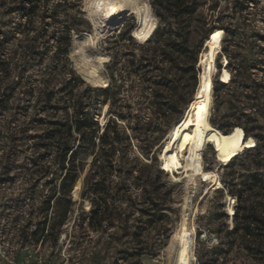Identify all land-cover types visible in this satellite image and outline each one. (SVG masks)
Wrapping results in <instances>:
<instances>
[{
	"label": "rangeland",
	"instance_id": "obj_1",
	"mask_svg": "<svg viewBox=\"0 0 264 264\" xmlns=\"http://www.w3.org/2000/svg\"><path fill=\"white\" fill-rule=\"evenodd\" d=\"M17 1L0 0V32L18 23L77 24L74 32L82 38L71 33L68 59L83 83L71 81L78 85L71 104L89 101L87 86H109V99H100L95 117L99 135L109 120L116 121L122 147L105 169L92 164L91 152L79 154L75 185L70 193L62 191L54 152L41 147L39 138L55 119L44 101L40 68L0 74V264H174L176 236L193 210L182 264H264V251H248L239 235L229 234L236 207L243 212L264 202V95L250 83L242 88L239 79L224 81L227 68L242 70L247 81L264 79V0L243 12L241 0H197L189 16H173L157 0H143L146 10L107 29L100 26L95 0H49L33 18L22 20L11 12ZM149 3L154 20L144 16ZM98 33L101 67L74 52ZM211 33H217L215 41ZM16 44L10 42L8 50ZM204 62L214 73L202 91ZM65 78L57 76L51 85L58 88ZM212 83L221 87L218 94ZM195 100H202V108L186 118ZM203 108L211 128L234 126L226 133L235 147L211 144L206 132L198 164L173 162V149L189 152ZM214 174L222 187L209 185ZM213 237L218 242L211 244Z\"/></svg>",
	"mask_w": 264,
	"mask_h": 264
},
{
	"label": "trees",
	"instance_id": "obj_2",
	"mask_svg": "<svg viewBox=\"0 0 264 264\" xmlns=\"http://www.w3.org/2000/svg\"><path fill=\"white\" fill-rule=\"evenodd\" d=\"M157 1L164 12L171 13L173 16H189L194 14L197 9V0ZM48 2L49 0H18L11 12H15L20 20L31 19L36 15L37 10L43 7L44 3L47 5ZM241 2L242 4H240L239 10L243 12L248 9L249 4H257L258 0H241ZM57 7H59L58 2L49 13L48 17L51 20H55L57 17L55 14ZM144 16L154 20L150 3L148 13ZM76 27L77 24L74 20H66L62 23L54 22L53 26L47 22L38 28L30 26L28 23H18L8 32H0L1 75L10 74L15 69H18L19 74H23L29 69H34L35 67L40 68L38 71L43 76L42 81L46 84L44 101L48 109L53 110L55 115V119L48 123L46 131L39 136L42 141L41 147L49 152H54L53 161L59 166V170L62 172L60 189L68 193L71 192L77 180L76 161L79 154L91 152L93 157L92 164L98 169H105L112 165L113 155L121 152L122 147L119 143L118 137L120 131L116 121L109 120L99 135L100 128L98 126V120L95 117V114L99 111L100 99H109V86L106 88L87 86L85 92L90 95L93 94L90 96L89 101L86 102L79 99L71 104L72 102L69 96L72 95L73 90L78 86L75 83L71 85V81L83 83L76 76L68 59L71 33L76 30ZM224 31L228 34L227 28H224ZM76 35L80 39L82 38L81 34L74 32V38ZM85 35L87 34L85 33ZM89 40L87 39V41ZM13 41H16L18 44H16V47L8 50V44ZM74 49L73 44V51ZM229 63L228 60L227 65ZM227 65L225 68H227ZM225 74L224 81L226 83L239 79L238 84L240 83L242 88H245V85L250 83V89L264 95V79L247 81L243 76V71L240 69L233 70L227 68ZM60 75H64L66 78L60 87L54 88L51 83ZM220 89L221 87L218 83H212L214 93L218 94ZM201 103L202 100L198 102L195 100L190 107V111L187 112L186 118L188 115H192L194 109L196 111L198 107L202 108ZM116 118L117 120H123V117L120 115H117ZM104 120L105 117L100 122L103 123ZM208 121L209 118L207 117L206 132L211 135V144H213V141H217L216 145L223 144L226 149H233L235 146L231 144L226 132H229L234 126L230 130H225L222 127H219L220 129H214L208 125ZM111 124L112 128H110ZM145 125L142 124V128H145ZM236 126H239V124H236ZM242 130L247 138L248 130L245 127ZM146 131L149 130L146 129ZM215 137L216 140H213ZM149 143L148 141L145 155L149 154ZM262 147L264 148V146ZM165 168L167 169V166ZM92 193L95 196L100 195L94 189ZM237 198L241 205L242 200L240 196L237 195ZM92 204L96 205L94 200H92ZM238 207L234 211L235 225L229 231V234L239 235L248 251L255 247L260 251H264V202L258 203L252 210L244 207L242 209L243 212ZM91 215L93 221V215L94 217L97 215L95 207L91 210Z\"/></svg>",
	"mask_w": 264,
	"mask_h": 264
},
{
	"label": "bare ground",
	"instance_id": "obj_3",
	"mask_svg": "<svg viewBox=\"0 0 264 264\" xmlns=\"http://www.w3.org/2000/svg\"><path fill=\"white\" fill-rule=\"evenodd\" d=\"M95 2L97 4L98 20L100 26L103 29L105 28L107 29L113 26L114 24L118 23L122 18H124L125 16H127L132 12L137 10L144 11L146 10L147 7L146 2L143 0L141 3L139 2L140 3L139 6L136 5L137 4L136 0H95ZM100 35L101 34L99 33L95 34V37L91 41H89L86 45L79 46L74 52L80 53L84 57L85 59L84 61H86L87 63H96L98 66L101 67L102 63L98 58V54H97L98 53L97 42ZM216 36L217 33L212 34L211 40L215 41ZM202 71L200 72V77L202 80V91H203L205 87V81L207 79L209 72L211 73L214 72H213V68L210 69L208 67L207 62L203 63ZM201 112L202 113L199 115L197 119V126L194 130V134L190 142L189 152L185 153V150L182 147H177L173 149V153L175 154L173 158V162H189L192 163L193 165L199 163L201 151L205 146L206 120L208 117V109H203ZM202 177L204 180H208L206 174H202ZM209 185L210 186L212 185L213 187L216 188L222 187V183L220 182L219 176L217 174L213 175V180L210 182ZM77 190H79V183L75 186L74 197L76 193H78ZM228 200L231 201L233 199L231 200L228 199ZM193 216H194V210L191 211L189 214L185 215L184 222L176 236V240H177L176 244L178 245V248H177L174 264H182L185 253L188 250L190 239L194 229Z\"/></svg>",
	"mask_w": 264,
	"mask_h": 264
},
{
	"label": "built area",
	"instance_id": "obj_4",
	"mask_svg": "<svg viewBox=\"0 0 264 264\" xmlns=\"http://www.w3.org/2000/svg\"><path fill=\"white\" fill-rule=\"evenodd\" d=\"M209 242H210L211 244H213V243H217V242H218V239L215 238V237H213V238H209Z\"/></svg>",
	"mask_w": 264,
	"mask_h": 264
}]
</instances>
